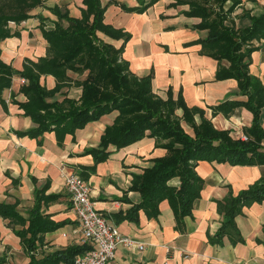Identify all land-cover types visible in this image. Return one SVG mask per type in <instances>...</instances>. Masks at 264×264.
Masks as SVG:
<instances>
[{
	"label": "crops",
	"instance_id": "obj_1",
	"mask_svg": "<svg viewBox=\"0 0 264 264\" xmlns=\"http://www.w3.org/2000/svg\"><path fill=\"white\" fill-rule=\"evenodd\" d=\"M104 5L103 21L128 34V38H113L97 31L100 38L119 47L121 57L136 75L152 73L154 93L173 99L178 96L188 106L198 107L215 128L227 130L232 138H239L251 126L253 112L243 105L232 109H217L224 100L246 99L234 77L215 78L218 64L228 65L225 58L218 60L205 53L201 42L206 28L197 27L198 15L185 11L188 2L153 0L143 10L128 9L148 0H100ZM233 0H225L226 9ZM57 5L69 15L80 17L82 0H42L30 10L26 18L9 23L15 33L0 38V58L16 70H21L27 60L36 61L46 54L47 40L42 30L52 28L57 15L50 7ZM264 12V0H238L227 11L224 22L240 30L251 23V18ZM66 24V20H62ZM250 46L249 73L264 84V37L253 39ZM68 84L55 92L49 100L62 99L65 95L78 97L80 85L74 83L81 74L72 70ZM19 74H13L9 86L0 90V201L17 200V209L25 217L36 200V188L40 198L39 210L50 220L60 222L52 230L41 233L43 242L34 253L63 249L77 244L78 225L71 209V201L64 183L67 171H83L90 183V198L96 209L102 212L118 229L144 242L142 249L120 244L107 264H264V199L242 203L234 221L242 240L232 241V236L222 235L219 242L209 240L221 224L222 211L218 200L235 195L255 181L264 178V163H236L219 160H199L195 167L203 179L200 195L193 201L190 214L177 224L173 209L164 198L158 203L156 216L139 209L136 219L126 216V211L140 199L137 190L129 188L132 174L141 172L154 157L166 153V148L156 144V139L145 135L125 146L116 148L110 144L109 156L93 164L86 147L97 146L107 124L117 115L116 109L90 119L73 131L45 130L31 136L19 131L34 126L32 118L24 113L20 103L26 100L21 91ZM25 78V77H24ZM26 81V78H25ZM40 82L46 88L56 84L51 74H42ZM175 113L182 115V108ZM259 124L264 132V105L260 107ZM196 122L200 114H194ZM185 130L191 127L181 118ZM163 141V140H161ZM264 147V137L261 141ZM178 183L176 177L170 180ZM49 195L45 198L42 195ZM26 221L25 226H27ZM16 227L24 224L15 223ZM63 233H66L65 235ZM41 249V250H40ZM40 250V251H39ZM0 252L5 260L26 264L28 254L14 232L9 219L0 215ZM6 263V261L4 262ZM3 264V263H2ZM18 264V262L16 263ZM57 264H67L60 261Z\"/></svg>",
	"mask_w": 264,
	"mask_h": 264
},
{
	"label": "trees",
	"instance_id": "obj_2",
	"mask_svg": "<svg viewBox=\"0 0 264 264\" xmlns=\"http://www.w3.org/2000/svg\"><path fill=\"white\" fill-rule=\"evenodd\" d=\"M152 1L124 7L143 10ZM175 1L188 2L189 8L185 12L201 17L196 26L207 29L206 35L197 40L201 42L203 51L218 60L225 58L229 61L228 65L218 64L215 78H236L240 92L246 94V99L224 100L215 108L226 110L243 105L250 109L253 119L251 126L246 128L248 139L232 138L227 130L215 128L201 109L186 105L181 96L173 99L170 93L165 98L154 93L152 73L142 76L134 74L121 57L123 44L116 47L99 37L97 31L113 38L122 37L123 41L128 38V34L121 29L103 21L105 7L100 0H82L84 7L81 8L80 17L69 15L67 10L57 5L50 7L58 20L52 28L42 30L48 43L46 54L36 61L27 60L21 70L14 69L0 58V90L10 85L13 74L26 78L21 91L27 98L20 106L32 118L34 126L19 133L31 136L50 129L73 131L90 119L116 109L118 113L112 123L105 126L98 145L84 149L93 157V164L88 167L91 171L97 162L109 156L110 144L119 148L145 135L154 137L156 144L166 148V153L152 158L150 165L132 174L129 188L139 191L140 199L127 209L126 216L136 219L139 209L156 216L158 203L166 198L177 224H181L184 215L191 213L193 201L200 195L203 185L202 177L195 170L199 160L228 161L232 164L264 163V147L261 144L264 132L258 117L260 107L264 105V84L248 70L253 50L249 43L264 37V12L252 17L250 25L238 30L224 22L227 11L238 0H233L226 9L223 7L225 0ZM41 3L42 0H0V38L15 33L7 26L9 20L17 22L26 18L30 10ZM63 19L67 21L66 24H63ZM68 70L78 73L86 70L83 78L74 80L80 85L78 97L65 95L60 100H49L48 97L68 84L67 81L71 79ZM42 74H51L56 78L54 87L46 88L40 82ZM176 107L182 108L181 116L175 113ZM196 112L200 114L199 122L194 119ZM181 118L191 127L192 133L184 129ZM79 174L87 179L85 172L80 171ZM174 177L178 178L176 184L170 182ZM38 192L36 188V200L27 217L18 211L17 200L0 201V215L9 219L14 232L19 235L29 257L26 264L70 263L76 254L90 245L71 244L40 256L34 253L37 244L43 242L41 233L60 225V222L50 220L39 210L36 203L40 198ZM262 199L264 178L235 195L229 194L218 200L222 220L209 240L219 242L224 234L232 236L234 242L242 240L234 217L240 212L242 203ZM15 223L24 226L15 228ZM5 261V257L0 255V264Z\"/></svg>",
	"mask_w": 264,
	"mask_h": 264
},
{
	"label": "built area",
	"instance_id": "obj_3",
	"mask_svg": "<svg viewBox=\"0 0 264 264\" xmlns=\"http://www.w3.org/2000/svg\"><path fill=\"white\" fill-rule=\"evenodd\" d=\"M15 21L9 20V23ZM25 82L24 77H20ZM239 138L246 140V133ZM262 143V142H261ZM64 183L71 201V209L77 220L78 243H87L90 247L74 256L67 264H107L114 256L118 245L142 249L144 242L121 232L102 212L98 211L90 198V183L76 171H67ZM64 235L66 233H63Z\"/></svg>",
	"mask_w": 264,
	"mask_h": 264
},
{
	"label": "rangeland",
	"instance_id": "obj_4",
	"mask_svg": "<svg viewBox=\"0 0 264 264\" xmlns=\"http://www.w3.org/2000/svg\"><path fill=\"white\" fill-rule=\"evenodd\" d=\"M75 72V71H74ZM76 73H78V72H76ZM86 73V70L85 71H83V72H81V73H78V74H81V76H82V78H83V76H84V74ZM177 180H178V178H177ZM41 250V249H40ZM39 250V251H40ZM0 254H1V252H0ZM18 262V264H21L20 263V261H17ZM17 262H15V260H14V258L13 257H9V258H7V260H6V263H3V264H16Z\"/></svg>",
	"mask_w": 264,
	"mask_h": 264
}]
</instances>
